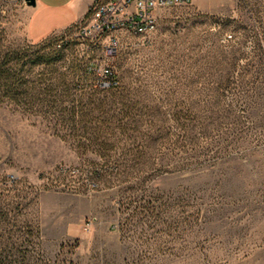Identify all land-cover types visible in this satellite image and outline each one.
Instances as JSON below:
<instances>
[{
  "label": "rangeland",
  "instance_id": "obj_1",
  "mask_svg": "<svg viewBox=\"0 0 264 264\" xmlns=\"http://www.w3.org/2000/svg\"><path fill=\"white\" fill-rule=\"evenodd\" d=\"M31 9L0 0V257L264 264V0L38 40Z\"/></svg>",
  "mask_w": 264,
  "mask_h": 264
},
{
  "label": "built area",
  "instance_id": "obj_2",
  "mask_svg": "<svg viewBox=\"0 0 264 264\" xmlns=\"http://www.w3.org/2000/svg\"><path fill=\"white\" fill-rule=\"evenodd\" d=\"M192 0H93L83 18L88 28L95 34L133 30L143 26V31H151L156 26V11L170 5H185Z\"/></svg>",
  "mask_w": 264,
  "mask_h": 264
},
{
  "label": "crops",
  "instance_id": "obj_3",
  "mask_svg": "<svg viewBox=\"0 0 264 264\" xmlns=\"http://www.w3.org/2000/svg\"><path fill=\"white\" fill-rule=\"evenodd\" d=\"M93 0H35L28 20L29 36L38 40L81 21Z\"/></svg>",
  "mask_w": 264,
  "mask_h": 264
},
{
  "label": "trees",
  "instance_id": "obj_4",
  "mask_svg": "<svg viewBox=\"0 0 264 264\" xmlns=\"http://www.w3.org/2000/svg\"><path fill=\"white\" fill-rule=\"evenodd\" d=\"M50 54H52V51L40 54L36 57V60H39L40 62L41 61L48 62L51 59ZM8 257H9L8 254L2 255L0 257V264H28V261H29V257H27L26 255H23V254L20 256L10 258V259H8Z\"/></svg>",
  "mask_w": 264,
  "mask_h": 264
},
{
  "label": "water",
  "instance_id": "obj_5",
  "mask_svg": "<svg viewBox=\"0 0 264 264\" xmlns=\"http://www.w3.org/2000/svg\"><path fill=\"white\" fill-rule=\"evenodd\" d=\"M26 4L33 6L35 4V0H26Z\"/></svg>",
  "mask_w": 264,
  "mask_h": 264
},
{
  "label": "bare ground",
  "instance_id": "obj_6",
  "mask_svg": "<svg viewBox=\"0 0 264 264\" xmlns=\"http://www.w3.org/2000/svg\"><path fill=\"white\" fill-rule=\"evenodd\" d=\"M157 22V21H156ZM137 28H139V29H143V26H136Z\"/></svg>",
  "mask_w": 264,
  "mask_h": 264
}]
</instances>
